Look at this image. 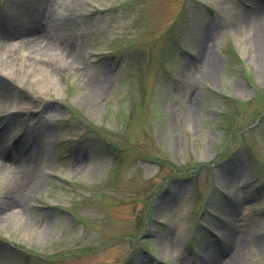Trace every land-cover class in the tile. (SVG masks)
<instances>
[{
  "label": "rangeland",
  "instance_id": "1",
  "mask_svg": "<svg viewBox=\"0 0 264 264\" xmlns=\"http://www.w3.org/2000/svg\"><path fill=\"white\" fill-rule=\"evenodd\" d=\"M29 1L0 0V146L39 188L0 208V264H264V0Z\"/></svg>",
  "mask_w": 264,
  "mask_h": 264
},
{
  "label": "bare ground",
  "instance_id": "2",
  "mask_svg": "<svg viewBox=\"0 0 264 264\" xmlns=\"http://www.w3.org/2000/svg\"><path fill=\"white\" fill-rule=\"evenodd\" d=\"M29 2V8L34 9L35 14L39 16L41 15L39 23H43L44 20L42 17H45L48 8H50V0H32ZM251 13L250 26L252 28L258 27L261 30L264 29V5L260 7L255 6L254 11ZM29 23V29L26 30V33L19 42L20 45L23 43H27L29 46L36 44L41 52L55 51L54 54H56V57H58L63 63H67L71 59L72 65L78 64L80 56L76 55L73 43L62 40L63 38L57 34H46L44 30H41L42 26H38L36 21H31ZM261 35H264V30ZM13 39H15L14 35L10 36L9 34H3L2 37L0 36V44L3 46L0 47V54L4 51L3 48L10 47L9 50H13L16 45L9 46V43H11ZM21 48L22 46L19 47V49ZM34 56L37 57L38 53ZM1 61L2 55H0V65ZM210 69H213L212 65H210ZM0 72L3 76L16 78L15 71L11 67H0ZM50 80L51 85L57 90V81L52 78ZM35 175V169H31L28 162L21 160L18 156H13L8 149L0 146V185H8V187H10V191L0 198V208L3 213H9V211L16 206L17 208H24L26 197L39 188ZM21 212L19 211L18 215L22 214Z\"/></svg>",
  "mask_w": 264,
  "mask_h": 264
}]
</instances>
